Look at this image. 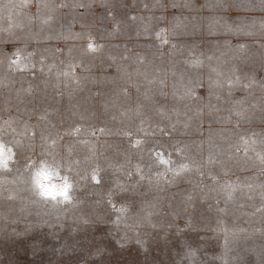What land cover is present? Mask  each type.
Masks as SVG:
<instances>
[{
    "label": "rangeland",
    "instance_id": "rangeland-1",
    "mask_svg": "<svg viewBox=\"0 0 264 264\" xmlns=\"http://www.w3.org/2000/svg\"><path fill=\"white\" fill-rule=\"evenodd\" d=\"M4 2L0 123L18 119L0 132V264H264V26L251 19L264 17L261 0L241 13L171 7L223 0H42L36 19L35 3L15 15L20 0ZM236 15L244 31L224 32L217 18ZM145 23L150 34L138 33ZM69 25L79 38L65 37ZM112 55L131 68L117 72ZM161 108L192 126L173 131ZM45 154L56 179L37 181Z\"/></svg>",
    "mask_w": 264,
    "mask_h": 264
},
{
    "label": "snow or ice",
    "instance_id": "snow-or-ice-1",
    "mask_svg": "<svg viewBox=\"0 0 264 264\" xmlns=\"http://www.w3.org/2000/svg\"><path fill=\"white\" fill-rule=\"evenodd\" d=\"M250 2H251V0H233V2L229 3L228 0H223V2L222 3H219V4L207 3L205 5H201V6H199L198 9H197V7L195 5H192L191 3H185L183 5H177V4L173 3L171 5V7H173V8L183 7V8H186V9H193V10H198V11H202L203 9L207 8V9L212 10V11H220V12H225V13H227V12H229L231 10V11H235L237 13H241V12H247V11H251L252 10L249 7ZM4 3H7L10 7L13 4L12 0H6V2H4ZM33 3H35V5H36V12L34 14H32V17L31 18L32 19L38 18L39 17L40 10H41V7L43 6L42 0H20V3L19 4H16L15 3V7L13 9L14 14L15 15H20L23 8L29 7ZM261 3L264 4V0H261ZM79 7H85V5L84 4H80ZM144 7L145 8H148L149 6L147 4H145ZM152 7L153 8L164 9L167 6L165 4H163V3H154V4H152ZM108 15L115 20V17L113 16L112 12H108ZM11 18H12V12H9L8 13V19L11 20ZM48 19H51V17H49ZM156 19L163 21V20L166 19V17L163 16V15H161L160 17H157ZM184 19H187V17H184ZM246 19H248L247 16H241V15H236L234 17H231L230 16L227 19H225L224 16H220V17L217 18L218 21L219 20L225 21L224 22V27H223L224 32H226V33L232 32V33H236V34H240L241 32L244 31L243 26L242 25H239V24L234 25L232 22H229V21H233V20H246ZM251 19L253 21L259 19L261 25L264 26V17H255L254 16ZM131 20L132 21H136L137 20V16L133 15L131 17ZM172 20L177 21V23L172 26L171 30H174L176 28H180L181 27V24L179 23L180 17L174 15L172 17ZM115 22H116V25H117V27H116L115 30H119V26H120V23L121 22L120 21H115ZM193 26L195 28H199L200 25L194 24ZM83 27H84V25H82V29H83ZM185 27H186V25H185ZM208 27L215 33V29H214V27H213V25L211 23H209V26ZM149 28H150V26L147 23H145L142 28H141V26L138 25L136 27V30H137L138 33L141 32V31H143L145 34H150ZM62 30H63L64 35H65L66 38L68 36H71L72 38H79L81 36V32H76L73 29L72 25H69L67 27L66 31L63 28H62ZM169 31H170L169 29H160V31L157 32V33H155V35L157 37H159L161 34L167 35L169 33ZM93 39H94V37L89 36V41L90 42H89L88 48L90 49V51L97 50L96 49V45L91 42ZM166 41H167V39L164 40L163 42H166ZM240 47L241 48H244L245 45L241 44ZM109 58L113 62V64L115 65L117 72H119L122 67H124V68H131V66L128 65V64H119V63H116L117 57L114 56V55L110 56ZM127 58H128L127 57V54H125L122 57V59H125V60ZM141 62H143V58H141ZM109 66H112V65H109ZM41 67H43V65H41ZM137 74L138 75L140 74L138 69H137ZM33 75H34V73H33ZM239 80H240L239 75H236L235 80H233L231 76H229V77L226 78V83L229 85L230 91H233L234 90V86H235L236 83L239 82ZM148 83H151V81H148ZM159 83L161 85H165V81L163 79L160 80ZM213 83L215 84L216 87H223V84L219 80H216ZM255 83H257V81L255 80V77L253 76L251 78V84H255ZM250 86H251L250 84L245 85V87H250ZM139 87H140V85H137V91H139ZM261 87L264 88V83H261ZM159 95H161L162 97L166 98L167 93L166 92H163V90L161 89V91L159 92ZM241 99H243V98H241ZM238 102L239 101H237L236 103H238ZM18 111H19V109H18ZM216 113H219V109H216V108H210L209 109V112H208L209 123H211V118ZM173 114L175 115V119H173ZM240 114L241 113H239V112L237 113V115H240ZM155 115L159 118V120L161 121V123L163 121H165V120L171 121V125L170 126L173 129V131H176L177 130V125L178 124H181V123L183 124V130L184 131H187L192 126L189 121H182V120H180L179 119L180 114L175 109H172V112L171 113H166L165 110L163 108H161L160 111L157 112ZM16 119H18V117H10L8 120H5L2 123H0V132H2L5 127L11 129V131H13V132H17V129L14 128V127H12V125H13V123H15ZM217 119H219L218 116H217ZM229 119H230V117H229ZM262 119H264V117H262ZM202 123H203V118H201L200 120H198L196 122V128H197V130H201L200 129V125ZM25 129L27 130V122H25ZM161 131L163 132V128H161ZM209 132H210L209 140H211L212 139V136H211L212 129H209ZM22 134L23 135H26L27 132L25 131ZM35 138H36L35 132L33 131V134L29 137V141L30 142H34L35 141ZM41 138L43 139V137H41ZM201 143H202V141H201ZM260 159H261V164L264 165V156L260 157ZM196 167L199 170V167L200 166L197 165ZM135 171L138 172V173H140L141 177L144 176L143 173L140 172L139 167H137L135 169ZM261 173L264 174V168L261 169ZM199 174L201 176L204 175L203 172H200ZM209 175H211V173H209ZM91 176H92V179H93V182L94 183L99 184L101 182L102 177L99 174V169L98 168L91 169ZM152 179H153V177H149V180L150 181ZM213 179H216V178L213 177ZM155 181L157 183H159V181H160L159 180V174H157V176L155 178ZM168 182L169 183H172V180H168ZM246 187L251 188L252 185L249 184V185H246ZM258 187H260V189H261V191L259 193V195L261 197V200H264V184H260V185H258ZM205 197H206V194H205ZM205 197H202V198H205ZM188 199L189 200L192 199L191 195H189ZM190 206L193 207V208L195 207L194 204L193 205H190ZM261 208H264V203L261 204ZM219 211L224 212V211H226V209H219ZM192 225H193V218L190 215V216H188L186 218V227H191ZM223 230L225 232L227 231V229H223ZM138 242L139 243H143V241H138ZM185 247L187 249V253L188 254L195 255V250L191 249V247L187 245V242H185Z\"/></svg>",
    "mask_w": 264,
    "mask_h": 264
},
{
    "label": "clouds",
    "instance_id": "clouds-1",
    "mask_svg": "<svg viewBox=\"0 0 264 264\" xmlns=\"http://www.w3.org/2000/svg\"><path fill=\"white\" fill-rule=\"evenodd\" d=\"M50 155L45 154L41 159L35 161L32 165L37 181L41 179L47 180L48 178L56 179L54 173L56 171L57 165L52 162L49 158Z\"/></svg>",
    "mask_w": 264,
    "mask_h": 264
}]
</instances>
